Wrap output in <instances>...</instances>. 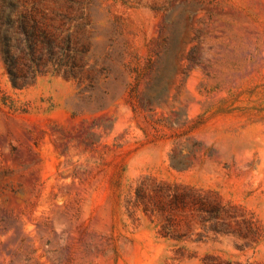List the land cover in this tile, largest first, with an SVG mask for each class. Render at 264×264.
I'll return each mask as SVG.
<instances>
[{
	"label": "rangeland",
	"instance_id": "1",
	"mask_svg": "<svg viewBox=\"0 0 264 264\" xmlns=\"http://www.w3.org/2000/svg\"><path fill=\"white\" fill-rule=\"evenodd\" d=\"M0 264H264V0H0Z\"/></svg>",
	"mask_w": 264,
	"mask_h": 264
},
{
	"label": "trees",
	"instance_id": "2",
	"mask_svg": "<svg viewBox=\"0 0 264 264\" xmlns=\"http://www.w3.org/2000/svg\"><path fill=\"white\" fill-rule=\"evenodd\" d=\"M10 81L13 87H21L23 84L16 83L15 76L9 71ZM174 201H177L181 204L190 203L195 205L200 210L207 212L211 218L214 219H230L233 218L231 215L227 213L228 208H226L221 202H208L203 196L194 191L189 190L187 193L175 195L173 197Z\"/></svg>",
	"mask_w": 264,
	"mask_h": 264
}]
</instances>
